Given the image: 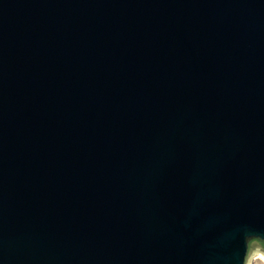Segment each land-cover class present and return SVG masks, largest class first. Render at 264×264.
I'll use <instances>...</instances> for the list:
<instances>
[{
  "label": "water",
  "instance_id": "1",
  "mask_svg": "<svg viewBox=\"0 0 264 264\" xmlns=\"http://www.w3.org/2000/svg\"><path fill=\"white\" fill-rule=\"evenodd\" d=\"M264 257V0H0V264Z\"/></svg>",
  "mask_w": 264,
  "mask_h": 264
},
{
  "label": "rangeland",
  "instance_id": "2",
  "mask_svg": "<svg viewBox=\"0 0 264 264\" xmlns=\"http://www.w3.org/2000/svg\"><path fill=\"white\" fill-rule=\"evenodd\" d=\"M252 264H264V257L261 254L256 255L252 260Z\"/></svg>",
  "mask_w": 264,
  "mask_h": 264
}]
</instances>
